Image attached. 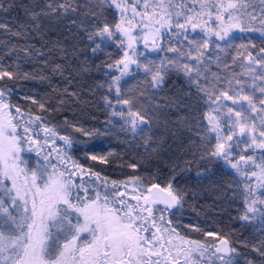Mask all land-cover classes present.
<instances>
[{"label":"snow or ice","instance_id":"obj_1","mask_svg":"<svg viewBox=\"0 0 264 264\" xmlns=\"http://www.w3.org/2000/svg\"><path fill=\"white\" fill-rule=\"evenodd\" d=\"M259 5L0 0V13L21 8L25 18L0 21V264H264V0ZM236 33H259V46L252 37L237 45ZM93 72L101 79L80 83ZM129 78L143 86L129 87ZM28 81L46 84L55 103L23 92L18 85ZM97 94L103 127L67 117L64 125L136 151L138 159L121 165L134 173L125 180L101 177L70 153L79 147L101 164L120 154H94L43 115L87 106ZM30 152L42 157L34 168L21 155ZM193 165L198 184H213L216 173L231 177L220 196H239L234 219L254 229L253 240L204 231L215 240L208 245L181 235L173 218L195 210L200 196L188 183Z\"/></svg>","mask_w":264,"mask_h":264},{"label":"trees","instance_id":"obj_2","mask_svg":"<svg viewBox=\"0 0 264 264\" xmlns=\"http://www.w3.org/2000/svg\"><path fill=\"white\" fill-rule=\"evenodd\" d=\"M28 0H16L17 4L27 3ZM33 3H39L43 5V0H32ZM251 2L256 6L257 11L259 10V0H251ZM24 15L21 8H14L8 13H0V21H8L13 26L19 21H23ZM240 39L236 41L237 45L241 42V39L246 43V37H252L253 41L259 46L260 44V34L259 33H236ZM39 47V43H37ZM26 68L31 70L33 65H25ZM55 82L58 83L61 87H64V82L61 78L55 77ZM100 80L101 74L93 72L92 79L85 78L80 81L81 84L87 82L92 83V80ZM131 80V78H129ZM180 85V80H176L175 86ZM143 82L141 80H131L129 87H142ZM23 92H30L33 95H36L37 98L43 96L45 100H49L51 103H55L54 100H51L47 96L49 91L46 84H40L37 81H28L21 82L18 85ZM16 99V98H14ZM23 107H28V105L22 104ZM31 111L35 115H41L40 110L31 106ZM48 117V120L52 125H56L57 129L60 131L61 135L72 134L79 139L87 140L89 148L96 155H105L108 151H114L115 153L120 154L123 159L118 160L116 163L101 164L99 161H92L87 159L84 151L80 150L79 147L73 148L71 155L74 159L78 160L81 164H84L86 168H90L92 171L100 172L101 177H107L109 180H125L127 177L133 175V170L128 168L124 164V161L131 162L129 157L133 159H138L136 151H133L130 147H126L122 140L115 139L109 136H100L99 138H82L79 133H71V130H66L64 125V118L67 117L69 122L81 123L85 127H103V121L106 118V113L103 110V104L99 99V94L94 99L93 103L84 106L79 103H70V105L59 112L53 113H43ZM58 144H62L61 141H57ZM110 160L113 157H109ZM55 162V161H54ZM154 170L152 168L149 169ZM167 171V169H165ZM141 173H144V170L141 169ZM79 180V177L77 178ZM231 179L230 176H224L221 173H216L211 177L213 184H209L208 180L202 181L200 184L197 183L196 177V166H192V171L188 173V183L189 185H195L197 191L200 193L199 199L195 201V210L192 208H185L183 213L179 216L173 218L174 225L179 224L180 226L177 230L181 235L186 236L187 238L200 240L208 245L215 243V240L211 236H204L203 232H218L221 235H228L229 239L233 242L238 240H253L257 235L254 229L249 226L248 228L241 229L240 222L235 220L237 215V209L241 207L239 196L235 201H230L220 196V185L224 184L226 180ZM83 180L91 183L95 180V177L85 175ZM231 194L230 192L228 193ZM188 225H198L201 231H194L191 228L187 227ZM235 246L242 253H246L250 258H256L255 253L250 252L248 249L242 247L239 243H236ZM214 259V258H213ZM258 259V258H257ZM216 264H220L219 261ZM242 264V262H241Z\"/></svg>","mask_w":264,"mask_h":264},{"label":"rangeland","instance_id":"obj_3","mask_svg":"<svg viewBox=\"0 0 264 264\" xmlns=\"http://www.w3.org/2000/svg\"><path fill=\"white\" fill-rule=\"evenodd\" d=\"M45 151H47V149H45ZM21 155H22V158L23 159L27 160V167L28 168H34V167H36L37 166V161L38 160H42V157H37L36 154H35V152L22 153Z\"/></svg>","mask_w":264,"mask_h":264}]
</instances>
